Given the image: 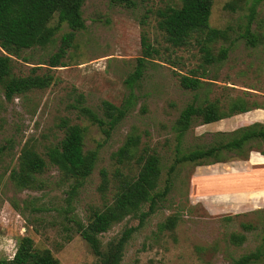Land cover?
<instances>
[{"label": "rangeland", "instance_id": "1", "mask_svg": "<svg viewBox=\"0 0 264 264\" xmlns=\"http://www.w3.org/2000/svg\"><path fill=\"white\" fill-rule=\"evenodd\" d=\"M229 1L212 0L209 26L225 29L228 35L212 43V51L216 55L223 47L228 52L222 61L211 64L203 62L195 38L175 49L156 28L155 11L179 5L180 0H131L129 4L84 0L85 27L75 31L63 66L51 67L47 62L62 35L70 31L66 23L46 45L12 56L14 75H27L40 66L36 73L48 72L53 80L46 88L11 100L0 85V260L11 258L19 239L27 235L35 248L49 249L59 264H100V257L77 232V223L85 224L93 210L111 202L117 171L136 174L135 156L122 163L113 157L127 136L135 134L137 154L154 151L160 158L157 190L166 183L170 188L142 223L138 216L128 215L100 234L102 249L133 227L120 264H232L257 250L260 257L252 264H264V166H254L260 152L252 150L245 158L231 152L225 154L226 160L212 164L181 162L169 172L177 155L210 145L221 137L219 132L253 122L264 124V0L255 3L253 13L252 0L235 10L225 8ZM49 24H57L56 14ZM142 32L160 53L129 85L127 78L141 54ZM252 34L258 38L254 46L247 41ZM180 74L199 79V87L182 88ZM103 100L128 108L109 134L81 112L86 106L103 115ZM238 100L250 110L208 124L194 118L179 136L176 120L189 103L211 101L228 109ZM63 118L83 127L84 149L97 153L92 173L74 193L73 179L63 177L45 154L61 139ZM24 145L46 161L33 187H20L11 177ZM101 169L109 178L104 194L99 190ZM147 209L145 204L142 210ZM168 217L175 219L174 226L161 229ZM245 223L253 228L245 229ZM232 234H243L245 239L233 241Z\"/></svg>", "mask_w": 264, "mask_h": 264}, {"label": "trees", "instance_id": "2", "mask_svg": "<svg viewBox=\"0 0 264 264\" xmlns=\"http://www.w3.org/2000/svg\"><path fill=\"white\" fill-rule=\"evenodd\" d=\"M113 3L129 4L131 0H110ZM249 0H230L225 8L235 10ZM252 13L255 3L252 0ZM84 0H0V85L5 98L11 100L14 96L22 95L33 89L48 87L52 74L36 73L38 67H33L27 75H14L12 73V56L29 48L44 46L49 43L62 23H66L70 31L61 37L57 50L49 57L47 64L51 67L63 66L62 58L67 49L71 47L75 31L85 27L82 15ZM212 0H180L179 5H168L155 11L156 28L164 40L171 47L178 49L190 43L195 38L200 45L203 62L211 64L222 61L228 52L227 48H220L215 55L212 43L219 39H227V31L209 26ZM57 15V24L49 22ZM252 15L249 17V22ZM257 37L250 35L247 41L251 45L257 43ZM159 49L153 45L145 32L141 34V54L136 58L133 73L127 78V83L132 85L141 78L146 63L154 56L159 55ZM180 86L184 89L195 90L200 85V80L191 76L180 74ZM257 107H260L256 105ZM103 115H99L89 107H82L81 112L94 124L100 126L106 134L125 116L127 105H115L103 100L101 104ZM264 108V104H263ZM250 107L241 100L233 101L228 109H221L215 102L189 103L180 112L176 120V130L179 136L189 128L194 118H199L204 124L230 117L236 113L249 111ZM59 127L63 135L57 144L45 151L50 164L57 167L63 177L73 179L71 193H74L82 181L88 177L95 166L97 153L95 150L84 149V129L68 119H61ZM219 136L210 145L194 148L175 157L169 172H172L177 163L192 162L197 165L212 164L226 160L225 154L234 152L241 157H247L252 150L263 153L264 124L253 122L238 127L229 133L219 132ZM139 137L129 134L124 143L113 153V157L122 163L125 159L136 157L138 170L136 174H123L117 171L116 184L110 203L101 209L93 210L85 224L77 223V232L89 244L92 251L100 257V264H120L125 243L130 238L134 228L123 230L121 235L107 244L103 250L100 234L106 232L113 224L120 222L128 215L138 216L140 223L146 216L153 212L159 200L165 198L170 185L166 183L162 190H157L161 166L160 158L154 152L143 151L137 154ZM46 167V161L33 147L24 145L19 155L18 167L12 170L11 177L20 187H33L36 174H40ZM101 182L99 190L102 194L109 187L107 171L101 169ZM169 179H167V182ZM148 204L147 211L142 208ZM175 224L173 217H168L160 224V228H172ZM250 230V223L242 225ZM264 230V211H263ZM233 241L242 242L243 234H232ZM260 250L244 254L233 260L232 264H252L260 257ZM0 264H59L58 259L47 249L34 247L30 236H22L17 244L13 256L1 259Z\"/></svg>", "mask_w": 264, "mask_h": 264}, {"label": "crops", "instance_id": "3", "mask_svg": "<svg viewBox=\"0 0 264 264\" xmlns=\"http://www.w3.org/2000/svg\"><path fill=\"white\" fill-rule=\"evenodd\" d=\"M255 156L257 158V161L254 162V163H256V165H254V166L255 167H262V166H264V160L262 159V158H264V154L259 153L258 155H255Z\"/></svg>", "mask_w": 264, "mask_h": 264}]
</instances>
